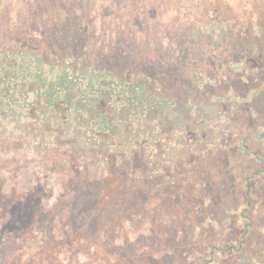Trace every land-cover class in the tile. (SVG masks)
<instances>
[{"label": "rangeland", "instance_id": "obj_1", "mask_svg": "<svg viewBox=\"0 0 264 264\" xmlns=\"http://www.w3.org/2000/svg\"><path fill=\"white\" fill-rule=\"evenodd\" d=\"M263 133L264 0H0V264H264Z\"/></svg>", "mask_w": 264, "mask_h": 264}, {"label": "trees", "instance_id": "obj_2", "mask_svg": "<svg viewBox=\"0 0 264 264\" xmlns=\"http://www.w3.org/2000/svg\"><path fill=\"white\" fill-rule=\"evenodd\" d=\"M259 95H260V93H259ZM246 141H247V137H244L243 141H242V144H241L242 145L241 147L244 149L245 152H249V153L253 152V151L250 150V148L247 145ZM253 155L255 156V158L259 159L263 163V166H264V154H260L258 151H254ZM245 181H246V189H245L244 195H245V197L247 199V203L246 204H248L249 207H251V209H253L258 204L261 205L260 202L264 200V192H263V196H259L258 193H257L258 189L264 188V167L263 168L257 167L256 169H254V171L251 174L246 176V180ZM132 183H133V185H136V180H132L131 184ZM258 185H260V186H258ZM258 187H260V188H258ZM108 188H107L108 195L110 197H113L114 192L113 193L109 192ZM130 195H132V194H130ZM25 198L26 197L22 195L21 197H19L17 199V201L18 202H20L21 200L25 201L26 200ZM88 201L91 202L92 200L88 199ZM97 206H101L102 207V203L101 202L97 203ZM10 208L12 209L13 206H10ZM14 209L17 210V212H15V213L18 214L17 217L19 218L18 219L19 222L21 220H23V219H21V216L19 214L25 213L26 216H29V213L26 212V209L24 208V205H21V206H18V207L15 206ZM50 210L53 211L55 209H50ZM50 210L49 209L45 210L44 208H36L34 211L31 212V215H30L31 217L27 218V221L25 223H29L32 219L36 220L37 218L41 217L44 212L45 213H49ZM248 210H250V209H248ZM46 216H51V215H46ZM248 219L250 221L249 224H252V225L256 226V221L255 220L251 219L249 216H248ZM250 229H251V227L249 226V228H247L246 232H244V234H243L244 237L242 238L241 241H244V240L248 239V238H246V236L248 235L249 232H251L252 229L251 230ZM245 233H247V234H245ZM241 241H240V243H241Z\"/></svg>", "mask_w": 264, "mask_h": 264}, {"label": "water", "instance_id": "obj_3", "mask_svg": "<svg viewBox=\"0 0 264 264\" xmlns=\"http://www.w3.org/2000/svg\"><path fill=\"white\" fill-rule=\"evenodd\" d=\"M263 135H264V133H263Z\"/></svg>", "mask_w": 264, "mask_h": 264}]
</instances>
